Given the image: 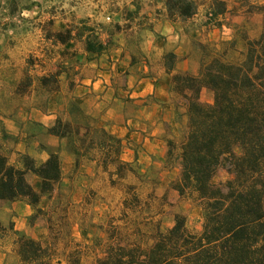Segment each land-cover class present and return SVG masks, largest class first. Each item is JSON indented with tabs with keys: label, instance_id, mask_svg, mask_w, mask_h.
Here are the masks:
<instances>
[{
	"label": "trees",
	"instance_id": "16d2710c",
	"mask_svg": "<svg viewBox=\"0 0 264 264\" xmlns=\"http://www.w3.org/2000/svg\"><path fill=\"white\" fill-rule=\"evenodd\" d=\"M252 1L229 0L232 7L227 12L258 15L260 28L256 38L248 40L242 33H233L224 41L191 42L197 52L195 76L174 72L177 57L171 52L161 56V69L168 77V94L178 100L181 109L180 115L173 112V116L183 117L178 136L164 140L165 160L176 163L174 192L178 196H192L200 210L199 232L188 233L183 218L175 216L171 226L163 233H155L148 246L109 242L95 264H264V3L253 5ZM158 3L162 20L169 24L182 27L195 15L196 5L191 0ZM3 5L9 17L19 13L10 8L15 1H5ZM225 12L222 2L213 1L205 13V21L215 23ZM133 14L134 11L124 13L123 26L131 24ZM45 25L50 26V22ZM100 28L105 43H100L94 30L82 21L71 29L41 30V33L43 41L52 46L80 42L83 53L97 56L106 50L109 37L121 32L116 24ZM60 74L64 71L38 76L36 90L43 95L56 92ZM29 87L30 80L23 75L13 94L23 95ZM200 90L210 93L209 104L199 103ZM64 115L66 121L55 118L43 132L65 141L73 168L78 158L89 151L99 154L97 166L102 170L110 166L115 178L130 168V163L117 159L122 142L90 126L73 102H66ZM16 164V167L8 165L0 155V202L21 200L32 214L37 213L39 197L48 195L59 179L58 158L47 154L43 162L36 163L19 155ZM217 168L229 176L222 193L209 184ZM26 174L37 180L36 192L26 184ZM3 232L0 226V234ZM15 236L18 262L36 264L40 254L38 244Z\"/></svg>",
	"mask_w": 264,
	"mask_h": 264
},
{
	"label": "rangeland",
	"instance_id": "374dc122",
	"mask_svg": "<svg viewBox=\"0 0 264 264\" xmlns=\"http://www.w3.org/2000/svg\"><path fill=\"white\" fill-rule=\"evenodd\" d=\"M5 1H15V5L10 8L19 13L9 17L4 10ZM121 1L0 0V113H11L18 118L25 109L35 108L40 113L51 112L54 119L58 118L61 122L66 121V101L59 103V98L50 94L49 98V95L40 93L35 88V79L55 70L69 71L74 66L87 63L89 59L81 58L80 42L52 46L43 41L41 30L59 32L74 28L82 21L94 30L100 43H105V35L100 27L115 24L117 13L124 15L128 12L129 5H124ZM132 1L139 3L136 9L138 19L150 9L144 0ZM191 1L196 5V17H191L193 22H185L182 26L183 34L180 33L176 44L162 48L163 54L178 47L174 66L176 73L196 75L197 52L192 48L191 42L224 41L230 39L233 33H242L248 40H252L259 33L260 17L244 16L242 11L228 13L232 7L229 0ZM213 1L222 2L226 12L215 23L208 24L205 13ZM251 3L261 5L264 0H253ZM20 9L28 10L19 11ZM47 21L50 26L45 25ZM119 27L127 48L132 50L137 40H140L137 37L139 33L134 32L136 23L132 22L127 27L120 24ZM115 41L109 39L105 51ZM27 60L29 64L25 66ZM23 75L29 78L30 87L23 95H14L13 89ZM210 98L209 92L199 91V103L209 104ZM167 101L172 109L174 128L166 133L164 140L176 138L183 121V117L173 116V112L177 115L181 113L178 100L169 94ZM87 119L90 126L99 129L95 127L93 120L89 117ZM31 132L34 135L42 133L37 127L32 128ZM63 145L66 150L64 140ZM124 148L117 159L127 163L121 157ZM5 160L10 166H17L13 156H6ZM98 161L99 154L89 151L85 157L78 158L75 168L72 163L71 169L65 172V166L62 165L59 179L50 193L39 197L36 205L38 212L32 214L28 208L30 214L23 223H8L10 217H15L13 212L6 209L8 204L0 202V211L7 210L4 217L0 216V226L4 229L0 234V264H20L14 253L15 234L38 244L40 254L36 264H95L102 257L107 243H134L146 247L155 233H163L171 226L175 216L183 218L188 233L199 232L200 210L192 196H178L174 192L173 185L178 172L174 160H165V147L160 164L156 162L153 166L143 168L130 162V168L122 171L120 178L113 176L110 166L104 170L99 168ZM228 179L226 172L217 168L209 184L222 193ZM24 180L33 192L37 191L35 178L26 174ZM15 202L25 204L21 200Z\"/></svg>",
	"mask_w": 264,
	"mask_h": 264
},
{
	"label": "crops",
	"instance_id": "0c3cea01",
	"mask_svg": "<svg viewBox=\"0 0 264 264\" xmlns=\"http://www.w3.org/2000/svg\"><path fill=\"white\" fill-rule=\"evenodd\" d=\"M144 1L150 9L139 19L136 15L139 3L121 1L129 5L128 12L134 11L131 23H136L134 32L139 33L140 39L136 46L129 50L119 32L109 37L116 41L104 53L94 56L81 51V58L89 61L60 74L58 89L50 95L59 98V103L73 102L83 115L94 121L96 128L121 140L125 147L121 157L125 162L148 168L162 162L163 141L166 133L174 128L167 101L168 78L161 69V56L162 48L177 43L183 27L162 20L160 0ZM119 14L114 21L118 26L126 22ZM177 50L175 47L169 52L176 55ZM53 119L51 112L44 114L35 108L25 109L18 118L11 113H0V155L13 156L16 164L19 155L41 163L47 154H55L59 170L62 165L65 172L71 169L73 158L65 150L63 140L43 132L52 125ZM34 127L42 133L34 135L31 132ZM6 209L15 217H10L8 223H23L30 214L22 202L10 203ZM6 212L1 210L0 216L4 217Z\"/></svg>",
	"mask_w": 264,
	"mask_h": 264
}]
</instances>
